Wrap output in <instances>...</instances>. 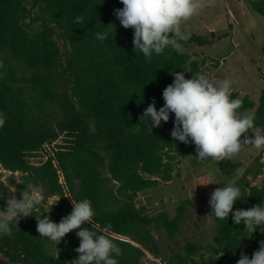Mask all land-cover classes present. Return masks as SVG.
Returning a JSON list of instances; mask_svg holds the SVG:
<instances>
[{"label":"trees","instance_id":"obj_1","mask_svg":"<svg viewBox=\"0 0 264 264\" xmlns=\"http://www.w3.org/2000/svg\"><path fill=\"white\" fill-rule=\"evenodd\" d=\"M248 2L264 18V0ZM122 8L120 0H0V118L5 121L0 168L20 174V182L10 179L18 193L31 184L55 197L50 210L60 220L71 214L72 200L89 199L94 216L83 227L118 244L123 253L114 257L118 264H147L160 257L155 237L172 242L193 204L181 201L172 216L164 210L150 214L136 206L135 198L170 181L181 155L198 159L193 143L172 138L174 113L152 133L151 119L140 118L153 100L157 110L163 107L172 74L183 72L191 79L204 71L172 47L153 53L151 62L134 52V29H125L114 14ZM77 17L82 21L77 23ZM109 24L116 31L105 27ZM105 31L106 39L96 38ZM207 43L197 34L180 41L183 46ZM231 98L243 101L241 113L255 116V128L247 135L255 129L264 132V89L257 104L238 92H231ZM214 163L226 176L240 166L233 159ZM247 174L234 181L242 195L233 212L264 205V184H250ZM44 215L32 210L24 220L11 222V236L0 234V264H72L78 258V230L61 240L56 253L48 250L46 238L37 232L36 218ZM215 220L210 243L187 242L158 264H237L241 253L251 258L264 241V226L251 234L243 222H233L231 213L227 220Z\"/></svg>","mask_w":264,"mask_h":264},{"label":"clouds","instance_id":"obj_2","mask_svg":"<svg viewBox=\"0 0 264 264\" xmlns=\"http://www.w3.org/2000/svg\"><path fill=\"white\" fill-rule=\"evenodd\" d=\"M120 2L123 8L116 9L114 14L125 29H134L133 51L142 52L148 62H151L153 53L161 55L168 47L179 49L180 41L186 42L190 38V34L182 32L181 24L197 15L209 0ZM81 21L82 17H77V23ZM113 26L115 27L114 24H109L105 27L110 30ZM107 36V31L96 34V38L101 41ZM172 75L174 82L163 90V107L157 110L153 100L140 118L151 119L152 126L148 129L150 133L154 127L161 126L162 121L167 123L169 114L174 113L172 138L184 144L193 143L199 161L231 160L245 145H252L257 150L264 149V134L256 131L252 136L247 135L249 130L255 128V116L239 111L243 101L231 98V80H215L203 72L192 74L191 79H186L184 73L179 71ZM4 122L0 118V126ZM237 171L241 176L244 173V169ZM213 183L215 182L203 186ZM241 195V187L235 182L214 189L209 201L211 214L219 220H227L231 213L236 225L243 222L244 231L253 234L258 227L264 226V205H254L249 209H237L233 212ZM21 196L22 199L10 196L6 209L0 211V234L11 236V222L31 215L32 210L44 199L42 189L31 184L26 186ZM72 205L71 214L62 218L59 223L51 221L46 215L36 218L40 236L59 243L67 234L78 230L76 235L80 243L75 251L79 255L72 264H118L114 257L123 254L118 244L104 234H97L83 227L94 216L91 201L72 200ZM110 230L109 224L104 231ZM260 230L264 233V227H260ZM237 264H264V241L260 242L259 249L251 258L241 253Z\"/></svg>","mask_w":264,"mask_h":264},{"label":"rangeland","instance_id":"obj_3","mask_svg":"<svg viewBox=\"0 0 264 264\" xmlns=\"http://www.w3.org/2000/svg\"><path fill=\"white\" fill-rule=\"evenodd\" d=\"M40 22H35V25ZM181 30L203 36L208 39V43L205 46L181 45L177 51L187 53L190 60L197 61L210 78L231 80V92L247 95L257 104L260 91L264 89V57L261 54L264 46V18L252 10L248 0H209L197 15L181 24ZM54 40L60 51H63L61 41L56 36ZM13 65L18 66L16 63ZM20 70L27 74L25 69ZM256 131L264 134L260 129H255L253 134ZM232 159L240 166L226 176L224 168L217 167L214 160L199 161L183 154L177 160L170 181H160L137 194L136 206L150 214L164 210L172 216L181 201L189 200L193 204L188 207L180 232L172 242L163 235L155 237L160 257L147 264H158L173 253L181 252L187 242L196 245L211 242L216 227V220L210 210L211 194L214 189L237 180L241 176L238 169L249 171L246 177L250 184H264V149L243 146ZM10 179L18 183L20 174H11L0 168V211L6 209L10 196L22 199ZM212 182L215 183L203 186ZM43 197L41 204L33 210L44 212L51 221L59 223L61 220L56 217L57 213L53 214L50 210V206L56 203L55 197L44 193ZM25 218L20 217L18 221ZM57 243L46 238L50 252L56 253L60 249L61 242Z\"/></svg>","mask_w":264,"mask_h":264}]
</instances>
